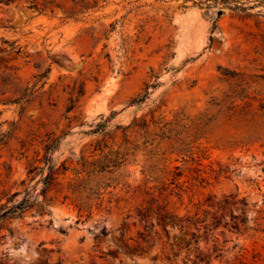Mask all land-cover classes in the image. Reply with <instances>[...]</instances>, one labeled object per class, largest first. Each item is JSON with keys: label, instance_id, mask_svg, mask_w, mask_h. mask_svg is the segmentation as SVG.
I'll return each mask as SVG.
<instances>
[{"label": "rangeland", "instance_id": "374dc122", "mask_svg": "<svg viewBox=\"0 0 264 264\" xmlns=\"http://www.w3.org/2000/svg\"><path fill=\"white\" fill-rule=\"evenodd\" d=\"M55 138L0 264H264V0L0 2V205Z\"/></svg>", "mask_w": 264, "mask_h": 264}, {"label": "trees", "instance_id": "16d2710c", "mask_svg": "<svg viewBox=\"0 0 264 264\" xmlns=\"http://www.w3.org/2000/svg\"><path fill=\"white\" fill-rule=\"evenodd\" d=\"M14 0H1L0 2L5 4H10ZM60 138H55L52 143L46 144V152L44 155V160L47 166V173H45V168L40 167L38 165H33L29 169V173H33L35 171H40L43 174L42 181L45 185L44 189L42 190L44 199L43 201L38 200L35 197H32L29 195V191L26 192V196L22 200H18L11 205L9 204L10 201L7 203H3L0 205V219L11 215V216H20L22 213H24L27 209L33 207L34 205H38L41 211H44V209L47 207L49 203H47V192L53 185L58 183V178L60 174V169L56 167V165L53 163V158L51 156L52 151L56 148L58 145ZM104 168V167H102ZM65 170H67L66 167H64ZM102 171V170H101ZM45 174V175H44ZM14 195H18L17 193H14ZM2 198H0L1 200ZM82 205L85 204V201H81ZM2 209V210H1ZM173 225H178L175 221H172Z\"/></svg>", "mask_w": 264, "mask_h": 264}]
</instances>
